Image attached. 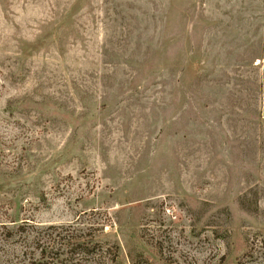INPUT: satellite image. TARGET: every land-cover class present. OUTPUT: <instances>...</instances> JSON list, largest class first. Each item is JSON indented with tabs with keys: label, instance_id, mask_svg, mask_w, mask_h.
I'll use <instances>...</instances> for the list:
<instances>
[{
	"label": "rangeland",
	"instance_id": "374dc122",
	"mask_svg": "<svg viewBox=\"0 0 264 264\" xmlns=\"http://www.w3.org/2000/svg\"><path fill=\"white\" fill-rule=\"evenodd\" d=\"M0 264H264V0H0Z\"/></svg>",
	"mask_w": 264,
	"mask_h": 264
}]
</instances>
